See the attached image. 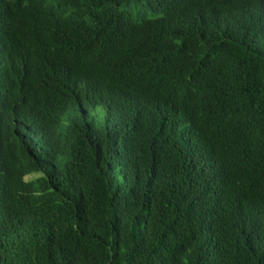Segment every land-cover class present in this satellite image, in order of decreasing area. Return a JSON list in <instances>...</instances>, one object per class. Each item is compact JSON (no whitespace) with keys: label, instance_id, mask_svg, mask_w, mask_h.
Here are the masks:
<instances>
[{"label":"trees","instance_id":"1","mask_svg":"<svg viewBox=\"0 0 264 264\" xmlns=\"http://www.w3.org/2000/svg\"><path fill=\"white\" fill-rule=\"evenodd\" d=\"M10 5L0 66L58 76L0 73V264H264V0Z\"/></svg>","mask_w":264,"mask_h":264},{"label":"clouds","instance_id":"2","mask_svg":"<svg viewBox=\"0 0 264 264\" xmlns=\"http://www.w3.org/2000/svg\"><path fill=\"white\" fill-rule=\"evenodd\" d=\"M18 6L10 5L0 7V15H7L9 18ZM42 60L34 63H27L16 58L6 56L5 61L1 63L0 73L5 75L8 80L26 81L27 75L34 77L40 87L54 86L58 72H52L48 68L45 71L41 69ZM141 87L131 78L110 77L101 72L88 80L85 84H81L78 80H74L73 91L86 92L96 91L100 102L93 109V113L107 112V108L113 106L108 100V96L113 94L118 101L127 102L131 100ZM101 108V109H99Z\"/></svg>","mask_w":264,"mask_h":264},{"label":"bare ground","instance_id":"3","mask_svg":"<svg viewBox=\"0 0 264 264\" xmlns=\"http://www.w3.org/2000/svg\"><path fill=\"white\" fill-rule=\"evenodd\" d=\"M103 53H104V52H103ZM101 55H103V54H101ZM94 106H95V105H94ZM95 107H97V106H95ZM95 107H94V108H95ZM100 109H101V108H100ZM162 109H164V108H162ZM0 110H2V108H1ZM86 110H87V109H86ZM164 110H165V109H164ZM87 112H89V110H88ZM161 113H162V112H161ZM93 114H95V113H93ZM100 114H101V113H100ZM162 114H163V113H162ZM105 115H106V113H105ZM108 115H109V114H108ZM108 115H107V116H108ZM92 116H93V115H92ZM95 116H96V115H95ZM107 116H106V117H107ZM163 116H164V115H163ZM102 117H103V116H102ZM93 118H94V117H93ZM103 118H104V117H103ZM112 118H113V117H112ZM114 118H115V117H114ZM103 120H104V119H103ZM164 120H165V119H164ZM110 126H111V125H110ZM163 126H164V125H163ZM113 130H114V128H113ZM105 132H107V131L105 130ZM127 134H129V133H127ZM101 136H103V135H101ZM128 136H129V135H128ZM125 138H126V137H125ZM125 138H124V139H125ZM132 143H133V142H131V144H132ZM133 144H135V143H133ZM119 152H120V151H119ZM119 154H120V153H119ZM121 154H122V152H121ZM123 156H124V154H123ZM117 158H118V157H117ZM121 159H122V158H121ZM125 159H126V158H125ZM124 162H125V160H124ZM112 163H113V162H112ZM114 163H115V162H114ZM115 164H116V163H115ZM117 164H118V163H117ZM127 164H128V163H127ZM127 164H126V165H127ZM118 167H119V166H118ZM114 168H115V166H114ZM126 170H127V167H126ZM114 172H115V170H114ZM126 172H127V171H126ZM112 173H113V172H112ZM110 174H111V173H110ZM114 174H115V173H114ZM116 174H117V172H116ZM114 180H115V179H114ZM121 181H122V180H121ZM113 182H114V181H113ZM111 183H112V181H111ZM116 183H117V181H116ZM118 184H119V183H118ZM115 186H116V185H115ZM128 194H129V193H128Z\"/></svg>","mask_w":264,"mask_h":264},{"label":"rangeland","instance_id":"4","mask_svg":"<svg viewBox=\"0 0 264 264\" xmlns=\"http://www.w3.org/2000/svg\"><path fill=\"white\" fill-rule=\"evenodd\" d=\"M100 109V108H99Z\"/></svg>","mask_w":264,"mask_h":264}]
</instances>
